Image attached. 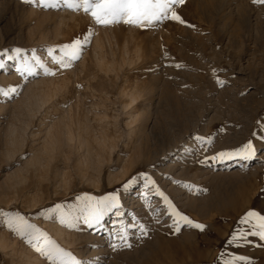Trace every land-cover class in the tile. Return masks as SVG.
<instances>
[{
  "label": "rangeland",
  "instance_id": "374dc122",
  "mask_svg": "<svg viewBox=\"0 0 264 264\" xmlns=\"http://www.w3.org/2000/svg\"><path fill=\"white\" fill-rule=\"evenodd\" d=\"M177 10L195 27L174 21L149 29L124 24L93 26L95 35L72 69L61 70L53 77L29 78L26 83L15 72L14 61L5 60L6 67L0 69V87L25 84L19 96L10 100L0 97V210L20 212L79 259L99 258L102 264H168L169 260L156 255L153 241L159 235L150 229L147 236L136 238L130 234L132 246L114 252L106 243V226L100 232L85 225L72 230L40 215L56 203L75 202L79 195L99 196L119 190L122 197L135 187L134 184L127 191L121 187L132 176L138 177L136 183H143L139 179L141 172L150 175L161 191L157 174L172 181L175 190L185 193L195 210L176 207L206 227L200 231L182 226L180 233L170 229L169 236L181 240L187 232L192 233V241L198 242L203 236L216 239L217 246L204 249L210 256L222 249L226 251V239L245 211L254 209L264 214V192L260 191L264 188V5H254L251 0H185ZM89 23L90 18L82 12L42 10L25 0H0V52L23 47L29 55L35 49L48 60L49 46L69 42ZM96 36L102 39L104 57L108 61L115 59V72L105 74L97 69L93 50ZM177 64L181 66L177 68ZM49 66H53L50 61ZM213 69L217 70L215 75ZM217 78L224 84L216 83ZM40 80L58 86L68 81L69 84L66 90L52 93L34 117V113L27 115L18 107L27 86ZM133 92L137 94L134 102ZM91 103L103 106L97 105L91 111ZM128 109L139 118L130 126L125 115ZM87 110L92 128L97 132L103 128L108 144H113V148L101 152V161L95 158L94 165H87L77 152L65 148L41 166L29 163L42 148L47 123L55 124L62 113L72 111L70 125L76 132ZM17 111L21 117L16 116ZM96 113H107L106 120L98 124L93 117ZM11 124L25 128V137L23 146L15 147L16 154L9 147L12 155L8 156L5 139ZM197 135L213 138L206 151L194 139ZM249 138L257 148L252 160L198 162ZM146 142L151 152L164 149L174 154L170 164L177 167L157 172L160 167L165 168L161 159L146 166L145 157L131 165L134 148ZM202 211L206 220L201 217ZM112 217H106L104 224ZM139 222L147 224L145 220ZM215 226L219 227V238L213 234ZM53 228L64 230L66 236L60 238ZM134 230L130 228L129 233ZM249 240L251 244L227 251L249 256L258 264L264 256V241L256 237ZM28 259L48 264L0 225V264H29Z\"/></svg>",
  "mask_w": 264,
  "mask_h": 264
},
{
  "label": "snow or ice",
  "instance_id": "6c2138e0",
  "mask_svg": "<svg viewBox=\"0 0 264 264\" xmlns=\"http://www.w3.org/2000/svg\"><path fill=\"white\" fill-rule=\"evenodd\" d=\"M33 6L42 10L64 9L74 13H83L90 18V23L84 31L76 35L69 42L61 43L47 48L48 60L37 54L35 49L29 50L23 47H12L0 52V69L6 67L5 60L15 62V72L25 83L29 78L40 76L53 77L61 70L72 69L83 55L84 50L90 45L95 35L93 26L111 27L124 24L138 29H149L162 25L165 21H174L187 27L194 28L188 24L178 13V7L185 4V0H25ZM254 5H264V0H251ZM49 61L51 65L49 66ZM181 65L177 64L179 68ZM213 75L216 69H213ZM216 83L223 85L224 81L219 78ZM24 83L0 87V97L12 99L21 94ZM79 87V85H77ZM260 125L261 122L257 121ZM264 130V129H262ZM256 133H252L254 137ZM200 147L207 150V146L213 143L211 136H199L194 138ZM264 140V137H261ZM257 156V148L253 139L249 138L239 146L214 153L213 156H205L199 163H207L209 160H232L249 161ZM138 177L132 176L121 187L127 191L136 184ZM139 179L143 181L144 189H153L155 195L163 204V213L170 218L169 228L173 233H180L182 226L194 228L200 231L205 225L196 222L178 210L169 197L159 189L155 181L147 173H139ZM186 187L188 185H185ZM264 192V188L260 190ZM145 205L156 217L155 222L160 223L159 215L161 209L152 208L149 197L140 194ZM113 215L112 227L107 229V243L112 251L130 248L129 229H137L139 236H147L149 229L140 223L135 216L132 222L124 220L121 195L119 190L107 191L103 195L94 196L89 194L76 196L73 203H56L42 210L40 215L46 219H52L61 226L72 230H79L80 225L97 232L105 231V218ZM0 225L5 227L14 235L22 239L48 264H102L99 258L79 259L71 251H68L52 240L49 235L37 225L31 223L28 218L18 211L0 210ZM138 236V238H139ZM249 237H256L264 241V214L261 211L249 209L241 215L236 226L230 232L225 242V248L239 247L242 244H251ZM96 245H93L95 247ZM216 264H254L249 256L238 255L234 252L221 250L216 258Z\"/></svg>",
  "mask_w": 264,
  "mask_h": 264
},
{
  "label": "bare ground",
  "instance_id": "6f19581e",
  "mask_svg": "<svg viewBox=\"0 0 264 264\" xmlns=\"http://www.w3.org/2000/svg\"><path fill=\"white\" fill-rule=\"evenodd\" d=\"M93 48H94L93 50H94L95 63H96L97 69L101 72H104L105 74L115 72V70H116V64L114 62L115 59L113 61H108L104 57L103 42H102V39L100 36L95 37L94 42H93ZM68 84H69V81L65 82L64 84H60L59 86L52 83L51 81H49V82L43 81V80L36 81V82L27 86L18 108L20 110L23 109V111L25 110L27 115L29 114L31 116L33 113L35 114V111L37 109H39L40 107H42V105L45 104V102L47 100L49 101V98H50L52 93H57L58 91L66 90L68 87ZM131 99H132V102L136 101V99H137L136 92H133L131 94ZM78 103H80V101H78ZM100 104L103 106L102 103H99V105L91 103V108H92L91 111H93V109H97V108H95V107H97V105H98V108H100L101 107ZM78 105H80V104H78ZM79 108L80 107H78V109ZM40 110H41V108H40ZM19 111H17L18 113L15 112V114L17 113V115H16L17 117L20 116ZM81 111H82V107H81ZM89 111L90 110H87L84 112L83 118L78 122V127H77L78 129L76 132H74L71 129V125H70V122L72 119V116H70V113H72V111H70V113L69 112L62 113L60 115L59 119L56 120L57 122L55 124L47 123L48 125H46V129L44 132V136H43L44 139H43L42 148L39 150L38 153H36V155H34V157H32L31 159L28 160L29 163L41 166V164L44 161H46L47 158L50 159L52 157L51 156L52 154L55 155L56 153H61L64 151L65 148H67V150L69 149V152L70 151L71 152L72 151L77 152L76 153V154H78L77 156H79L82 160H84L83 162H85L87 165H90V166L94 165L95 158H97L98 161H101V159H102L101 152L105 151L108 148L109 149L113 148V144H108L109 138L106 135L103 128H101V130L99 132H97L96 130H94L92 128V125H91V122H90V119L88 116L90 113ZM128 111H129V109H128ZM24 113H23V115H24ZM106 114L107 113H103V114L102 113H99V114L96 113L93 116L94 120L99 121L98 124H100V122L102 123V121L104 119L106 120V118H107ZM126 114L128 115V117H127V125L128 126L132 125V123H134V121L139 119L138 116L133 114V111L126 112L125 115ZM35 116H36V114L34 115V117ZM18 119L19 118L15 119V120H18ZM11 126H12V124H11ZM152 127H153V125H152ZM23 130H25V128L24 129L22 127L19 128L16 124L15 125L13 124V126L10 128L8 127V130L6 131L8 133H6L7 139H5V140L7 142V145H9L7 147L8 148L10 147L11 149L14 148V150L12 149L14 151L13 152L14 154H16L15 147L17 145L22 144L21 146H23L24 140L22 138L25 137V136L22 137ZM148 134H150V133H148ZM147 139H148V137L145 139V141H148ZM143 140H142V142H143ZM35 141H37V140H35ZM10 148L7 150L8 151L11 150ZM150 148L151 147L148 144V142L141 144V145H138L136 148H134V151H133L134 153H133V157L131 159L130 164L134 165L136 162L140 161V158L145 157L146 159L143 161V163L146 166H149L153 162L155 163L157 160L161 159L160 164L162 166L164 165L165 168L160 167L159 169H157L158 170L157 172H161L163 170L172 169V168L177 167V165L170 164L172 158L174 157V154L171 155L170 152L168 153V151L166 150L167 151L166 152L164 149L160 150V151L158 150L155 152H151ZM12 150H11V152H12ZM9 152H8V156H11L12 153L11 152L9 153ZM36 152H37V150H36ZM128 161H130V160H128ZM32 164H30V165H32ZM155 176H158V178H159L158 181L160 183L162 191L169 198H171L172 202L177 207H179L181 210H184V209H190V210L194 209L195 210L196 207L190 203V200L187 198V196H185V193H180L178 190H175L176 189L174 187L175 184H173L172 181H170L169 179H166V178H161L158 174ZM178 188H180V187H178ZM142 192L144 195L149 197V200H150V203H151L153 209H155V208L161 209V212L159 215L160 223L155 222L156 217L149 210V208L145 205V201L141 198V195H140ZM121 198H122V209L125 213L123 218L125 221L130 220L129 223H131L132 222V216H135L138 221L140 219L145 220L147 222V224L145 223L147 228L160 236V237L158 236V238L155 240V242L153 241V243H154L153 246L158 251L156 253V255L159 258L169 260L167 262L168 264H186L187 262H191V264H216V258L219 254L210 256L211 253H207V251L206 252L204 251L205 247H206V250H207V247L208 248L210 246L215 247L214 245H216V243H218L216 239H211V238H207L206 236H203V237H200L198 242H197V240L192 241V235H191L192 233L188 234L187 232L184 234V237L181 240L174 239V238H171L169 236L172 232V231L169 232L170 231L169 225L171 224V220L169 217L164 215L162 201L160 200V198L158 196L155 195V192L153 189L152 190L151 189L150 190L144 189L143 183H136L132 192L123 193ZM191 212H193V211L191 210ZM202 212H201V214H202ZM203 214H204V216L201 215V217H203L205 219L207 217V215L205 212H203ZM113 218L114 217L107 220L106 225H105L107 227L106 229H110L112 227L111 221ZM199 219H201V218H199ZM216 228L217 229L216 230L214 229L215 231L213 232V234L215 237L218 236V238H219V236H220L219 235V227L217 226ZM53 230H54V228H53ZM54 232L60 238H63L64 235L66 234L65 231L60 229V228L55 229ZM130 234L132 237H136V238H138V236H139L137 229H136V231L135 230L132 231ZM156 234H154V235H156ZM202 235H204V234H202ZM103 239H105V238H103ZM98 242H101V240H99ZM98 244H100V243H98ZM220 244L222 246V242H220ZM154 248H151V251H152V249L154 250ZM225 249H226V251L229 250L227 248H225ZM100 250H102V249H100ZM213 253H215V252H213ZM28 263L29 264H40L35 259H28ZM258 264H264V256L261 258V260L259 261Z\"/></svg>",
  "mask_w": 264,
  "mask_h": 264
}]
</instances>
